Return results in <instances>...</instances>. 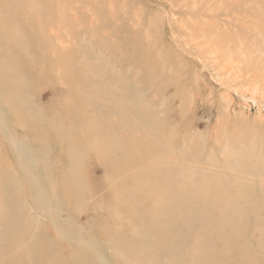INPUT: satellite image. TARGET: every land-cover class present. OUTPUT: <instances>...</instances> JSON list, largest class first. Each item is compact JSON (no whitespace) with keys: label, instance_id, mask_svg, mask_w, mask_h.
I'll return each instance as SVG.
<instances>
[{"label":"rangeland","instance_id":"rangeland-1","mask_svg":"<svg viewBox=\"0 0 264 264\" xmlns=\"http://www.w3.org/2000/svg\"><path fill=\"white\" fill-rule=\"evenodd\" d=\"M63 52L107 125L73 167L54 133L70 127ZM0 68L15 80H0V167L19 180L0 217L21 219L0 224V253L30 232L61 250L43 264H72L80 241L95 264H264V0H0ZM9 88L43 121L11 111Z\"/></svg>","mask_w":264,"mask_h":264},{"label":"bare ground","instance_id":"bare-ground-1","mask_svg":"<svg viewBox=\"0 0 264 264\" xmlns=\"http://www.w3.org/2000/svg\"><path fill=\"white\" fill-rule=\"evenodd\" d=\"M16 13V12H14ZM23 31H26L25 28H23ZM16 38V37H14ZM29 39V38H28ZM31 41V40H30ZM33 42H31L32 44ZM18 44V43H17ZM27 46V45H26ZM26 49V48H25ZM18 50V49H17ZM20 52L21 54L23 53V51L20 49ZM64 53V52H63ZM66 55L67 53L65 52L63 54V56L65 57L64 59H62L61 57L60 58H57L56 61H54L55 63V66H54V63H53V68L56 67L57 69V74L60 73V80L62 81V83L65 85V89H62V90H58L57 92L59 93L60 95V109L62 111V116L65 115V117L69 120V129L65 132L61 127H55L56 130H55V134H57V137L58 139L60 140V146L62 145H65V143H67V148H68V152H69V158L68 161H69V167H73V162H74V159L72 158L71 156V153L73 155V152H77V151H83V152H87V149H90V148H93L94 146L98 147V146H102L104 145V142L100 141L99 137L101 136V132H105V126L106 123L105 122H102V120H100L98 117V114L94 111L97 109V107H100L101 103H99L98 101H93L92 98H91V95H88L87 93L90 94V92L87 91V82H86V73L85 71H71L69 68H67V64H68V59L66 58ZM26 56V54H25ZM65 60L67 61V63H65ZM0 72H1V68H0ZM63 76V80L61 79V77ZM1 80V83L3 85L8 84L7 86H14V81L15 80H10L9 78H5L3 75H2V78L0 79ZM80 81L82 83V86L81 85H78V88L75 89V87L73 88L74 86V81ZM1 84V85H2ZM17 84V83H16ZM8 89V88H7ZM123 87L120 85L119 86V90H122ZM5 93V91H4ZM2 95V94H1ZM8 96H5L4 97V101L7 102V104L9 103L10 106H11V111L15 112V113H18L20 114L21 116L20 117H26L27 119L30 120V122H32V124L35 126L37 124V122L39 121H43V118L44 115L42 114V112H38L34 105H32L29 100L26 98V97H21L22 93L21 91L16 88V90L14 89H10L9 88V91L7 93ZM5 102V103H6ZM3 103V102H2ZM1 103V104H2ZM116 105H119V104H116ZM111 106V104H109L110 108L111 107H115V109L117 108V106ZM3 106V105H2ZM5 106V105H4ZM8 110V109H7ZM59 113V112H58ZM4 114V113H3ZM15 115V114H14ZM58 118V116H54L52 118H50V122H58V120L56 121V119ZM8 120V119H7ZM17 120V119H16ZM6 121V120H5ZM8 123V122H7ZM63 123V122H62ZM15 124V123H14ZM57 124V123H56ZM26 125V124H25ZM30 125V124H29ZM6 126V125H5ZM2 127V126H1ZM14 127V126H13ZM30 127V126H29ZM52 127V126H51ZM3 128V127H2ZM6 128V127H5ZM27 128V127H26ZM33 128V127H32ZM35 128V127H34ZM33 128V129H34ZM47 128V127H46ZM13 129V128H12ZM3 130V129H2ZM4 131V130H3ZM43 132V131H42ZM10 133V132H9ZM113 133H118V131L116 129L113 130ZM1 134V133H0ZM115 135H118V134H115ZM115 135H113V139L115 140ZM5 137V136H4ZM45 137V135H44ZM98 138V139H97ZM110 138V137H109ZM107 138V140L109 139ZM46 139V138H45ZM133 138L131 137V140ZM16 141V140H15ZM12 142V141H11ZM17 142V141H16ZM19 142V141H18ZM137 143L139 142L141 145H144V142L138 138L134 139L133 142H131V145L133 146L134 143ZM48 143V142H47ZM14 145H16L14 143ZM21 145V143L19 144ZM59 145V144H58ZM13 146V144H12ZM18 146V144H17ZM66 146V145H65ZM15 147V146H14ZM16 148V147H15ZM98 149H103V148H99ZM106 149H104V152L105 154H102V155H105L106 158L104 156L103 159H106L112 166L116 165V162L115 160H113V157L110 156V151H106ZM2 153V152H1ZM124 156H126V159H128L127 155L124 154ZM27 157V156H26ZM39 158V157H38ZM125 158V157H124ZM36 159V158H35ZM26 160L30 163L29 161V158L27 157ZM20 162H22L20 160ZM43 164V163H42ZM2 165V164H1ZM39 165V164H38ZM32 166V165H30ZM10 167V165H9ZM27 167V166H25ZM28 169V168H27ZM44 171V169H42ZM71 170V174L70 176H74L75 175V171L73 169H70ZM29 171V170H28ZM13 172V171H12ZM52 172V171H51ZM114 172H117V174L119 173V171H114ZM10 172H8L4 166L2 165L0 167V197H2V200L5 201L8 205H13V202H14V194L16 195L17 191H15V193L12 195L11 192H14L12 191V189L14 190V188H12V184L13 182H15V180L18 178L17 175H15V172L14 174H9ZM46 173V172H45ZM19 174V173H18ZM48 174V173H47ZM46 174V176H47ZM42 175V173H41ZM40 175V176H41ZM50 176V175H49ZM76 176V175H75ZM112 177L111 178H114L113 175H111ZM41 178V177H40ZM16 181H19V180H16ZM21 181V180H20ZM111 181V180H110ZM56 182V181H55ZM112 182V181H111ZM16 183V182H15ZM14 183V184H15ZM13 184V185H14ZM17 184V183H16ZM78 183H77V178H73V185L76 186ZM21 185V184H19ZM18 185V186H19ZM45 185V184H44ZM121 186V185H120ZM20 187V186H19ZM18 187V188H19ZM43 187V186H42ZM17 189V188H16ZM20 190L22 191V189L20 188ZM19 190V191H20ZM37 190V189H36ZM47 190V189H46ZM53 192V191H52ZM71 192V191H70ZM19 193V192H18ZM22 193V192H20ZM73 194V193H71ZM44 196V195H43ZM75 196V195H74ZM20 197V195H19ZM39 197V196H38ZM56 197V196H55ZM70 197V195H69ZM45 198V197H44ZM16 199V198H15ZM18 199V198H17ZM31 199V198H30ZM39 199V198H38ZM145 199V198H144ZM147 200V199H146ZM18 201V200H17ZM47 201V200H46ZM0 202L2 203V201L0 200ZM41 202V200H40ZM52 202V201H51ZM78 202V201H77ZM99 202V201H98ZM53 203V202H52ZM73 203V202H71ZM135 204V203H134ZM18 205V204H17ZM21 204L19 203V206ZM4 206V205H3ZM57 206V204H56ZM75 206V205H74ZM21 207V206H20ZM19 207V208H20ZM25 207V206H24ZM50 207V206H49ZM61 207V206H60ZM133 208V206H132ZM160 209V207H157ZM23 209V208H21ZM26 209V208H25ZM24 209V210H25ZM40 209V208H39ZM38 209V210H39ZM18 210V208H17ZM167 210V209H166ZM21 211V210H20ZM58 211V210H57ZM158 211V210H157ZM7 212V211H6ZM22 212V211H21ZM137 212V211H136ZM160 212V211H159ZM167 212V211H166ZM15 213V212H14ZM50 213V212H49ZM168 213V212H167ZM17 214V212H16ZM20 214V213H19ZM159 214V213H158ZM50 215V214H49ZM54 215V213H53ZM52 215V216H53ZM60 215V214H59ZM165 216V215H164ZM17 217V216H16ZM15 216H11V217H7L6 215H4V217H0L1 220H0V224H3V221L7 224V226H13V224L15 223ZM57 217V216H56ZM141 217V216H140ZM143 217V216H142ZM170 217V216H169ZM19 218V217H18ZM33 219H36V218H33ZM57 219V218H56ZM69 219V218H68ZM15 220V221H14ZM146 220V219H145ZM168 220H170L168 218ZM14 221V222H13ZM33 221V220H32ZM31 221V222H32ZM55 221V220H54ZM71 221V220H70ZM144 222V220H142ZM16 222H19V225H20V222H21V219L20 221H16ZM68 222V221H67ZM153 222V221H152ZM4 223V225H5ZM55 223V222H54ZM58 225H57V224ZM55 223V226L57 228V232L58 234L64 238L65 235V231L62 230V231H58V230H61V228L63 227V225H59V222L56 221ZM147 223V221H146ZM144 223V224H146ZM167 223V222H166ZM171 223V222H170ZM179 223V222H178ZM65 224V223H64ZM143 224V223H142ZM163 224V223H162ZM172 224V223H171ZM175 224V223H174ZM16 225V224H15ZM18 225V226H19ZM147 225V224H146ZM179 225V224H178ZM177 225V226H178ZM2 226V225H1ZM175 226V225H174ZM79 227V226H78ZM4 228V226H3ZM68 228V227H67ZM71 228V226H70ZM170 228V226H169ZM179 228V227H178ZM82 229V228H81ZM159 229V228H158ZM66 230V229H65ZM149 230V228H148ZM173 230V229H171ZM27 231V229H26ZM75 230L72 229V233H74ZM162 231V230H161ZM169 231V230H167ZM171 232V231H169ZM22 233V232H21ZM27 235L29 236L28 238V244L26 245V249H25V253L23 252V248L21 247H18L16 248V252L17 254L16 255H9V254H6L5 252L3 253H0V264H25V263H28V261L30 262L32 260V258H35L36 259V262L38 263H44V261L49 258L50 256L51 257H54V258H57L55 255H57L61 250H58L57 248H50L48 243H47V240H46V237H44L45 239L41 238V237H38L36 238L37 235H33V233H28L26 232ZM175 233V232H174ZM65 234V235H63ZM81 232L78 234L75 233V237H77L79 239V236H80ZM153 234V233H152ZM20 235V234H19ZM23 235V233L21 234V236ZM154 235V234H153ZM231 235V234H230ZM74 236V235H73ZM152 236V235H151ZM155 237V236H154ZM152 236V238H154ZM12 238V237H11ZM20 238V237H19ZM24 238V237H23ZM168 238V237H167ZM14 239V238H13ZM116 239H119L117 238V236L115 237V240ZM231 239V238H230ZM18 240V239H17ZM23 240V239H22ZM80 240V239H79ZM113 240V241H115ZM165 240V239H164ZM163 240V241H164ZM124 241V240H123ZM122 241V242H123ZM160 241V240H159ZM170 241V240H169ZM3 242V241H1ZM16 242V241H15ZM19 242V241H18ZM17 242V243H18ZM127 242V241H126ZM175 242V240H174ZM177 242V241H176ZM10 243V241H9ZM25 243V242H24ZM131 243V242H130ZM152 243V242H151ZM150 243V244H151ZM79 245L77 244H74V248L73 249H76L78 251H75L72 249V251H70V257H69V261L72 262V264H95L96 263V260L94 259L95 257L93 256V254L91 253V250H89L88 248H86V245L88 243L84 242V241H80L78 243ZM132 244V243H131ZM157 244V243H156ZM160 244V243H159ZM158 244V245H159ZM167 244V242H166ZM180 244V243H179ZM9 245V244H8ZM126 245V244H125ZM174 245V244H173ZM1 246V245H0ZM24 246V245H23ZM83 246V247H81ZM127 246V245H126ZM148 246V245H147ZM161 246V245H159ZM158 246V247H159ZM178 246V245H177ZM181 246V244H180ZM81 247V248H80ZM163 247V246H162ZM128 248V247H126ZM169 248V247H168ZM173 248V247H172ZM156 249V248H155ZM165 249V248H164ZM174 249H175V245H174ZM178 249V248H177ZM7 251L9 250L8 248L6 249ZM11 250V249H10ZM64 250V249H63ZM124 250V249H123ZM161 252V249H159ZM180 250V247L179 249ZM120 251V250H119ZM122 251V250H121ZM13 252V251H11ZM73 252V253H71ZM125 252V250H124ZM128 252V251H127ZM131 252V251H130ZM133 252V251H132ZM152 252V251H151ZM175 252V251H174ZM173 252V253H174ZM180 252V251H178ZM177 252V253H178ZM10 253V252H9ZM62 253V252H61ZM121 253V252H120ZM123 253V252H122ZM121 253V254H122ZM150 253V252H149ZM155 253V252H154ZM157 253V251H156ZM63 254V253H62ZM160 254V253H159ZM176 254V253H175ZM180 254V253H179ZM98 255V254H97ZM155 255V254H154ZM60 256V255H59ZM65 256V255H64ZM137 256V255H136ZM173 256V255H172ZM61 257V256H60ZM123 257V256H122ZM130 257V256H129ZM154 257V256H153ZM26 259V261H25ZM59 259V258H58ZM125 259V258H124ZM157 259V258H156ZM180 259V258H179ZM19 260H20V263H19ZM67 260V259H66ZM180 262V260H178ZM178 261H176V264H178ZM36 262H34L33 264H35ZM32 263V262H31ZM181 263V262H180ZM49 264H63V263H60L59 262H54V261H51L49 262ZM65 264H66V261H65Z\"/></svg>","mask_w":264,"mask_h":264}]
</instances>
